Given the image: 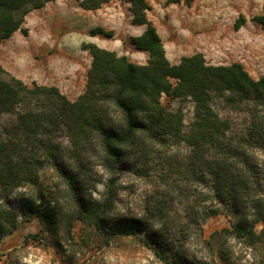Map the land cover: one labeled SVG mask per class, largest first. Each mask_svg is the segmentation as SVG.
I'll use <instances>...</instances> for the list:
<instances>
[{
	"label": "rangeland",
	"instance_id": "obj_1",
	"mask_svg": "<svg viewBox=\"0 0 264 264\" xmlns=\"http://www.w3.org/2000/svg\"><path fill=\"white\" fill-rule=\"evenodd\" d=\"M148 1L152 7L148 18L172 63L202 53L210 64L239 62L254 78L264 76V25L256 20L264 14V0ZM240 14L246 21L235 29ZM23 28L27 33L18 30L0 42V78L12 75L29 85L34 81L55 85L72 101L85 91L91 67L92 56L84 43L127 55L137 64L149 59L147 51L130 41L142 35L146 26L133 23L125 0H110L94 10L83 8L78 0H54L31 8ZM97 28L112 35H92ZM163 103L172 111L183 109L188 131L194 121V103L166 95ZM212 106L230 121L229 135L246 134L247 112L228 107L220 97L213 99ZM16 119L14 112L0 114V134ZM59 141L63 145L59 162L74 168L64 132ZM245 150L253 167L248 205L254 237L237 234L239 216L232 205L212 198L208 183L187 174L191 147L171 142L157 145L147 158L138 157L137 169L132 160L117 165L116 197L110 212L141 219L145 230L139 235L107 237L89 218L78 214L79 198L101 204L106 196L112 175L99 160L91 167L80 195L72 193L64 178L48 166L37 185L16 187L6 200L16 219L12 228L4 223L0 231V264H264V222L251 207L264 197V146L251 142ZM158 192L162 202L153 205L151 197ZM149 199L153 204L148 209ZM27 200L51 212L54 222L35 212L23 213L21 207Z\"/></svg>",
	"mask_w": 264,
	"mask_h": 264
},
{
	"label": "trees",
	"instance_id": "obj_2",
	"mask_svg": "<svg viewBox=\"0 0 264 264\" xmlns=\"http://www.w3.org/2000/svg\"><path fill=\"white\" fill-rule=\"evenodd\" d=\"M51 1L54 0H0V42L18 30L27 33L23 24L28 11ZM78 1L83 8L94 10L110 0ZM125 1L130 4L133 23L146 26L142 35L132 36L130 41L149 53L147 63L137 64L127 55L96 43H84L92 62L86 89L75 101L55 85L35 81L29 85L12 75L0 78V114H17L16 121L0 134V231L5 224L12 228L16 219V212L9 210L6 203L14 188L37 185L41 173L52 166L68 189L80 195L87 186L91 167L99 160L112 175L104 201L95 204L79 198L77 212L107 237L137 236L145 230L141 219L110 212L116 197L117 165L132 160L137 169V158H147L157 145L185 142L192 150L187 174L192 180L208 183L212 198L216 196L232 205L239 216L237 234L254 237L255 225L249 219L248 205L253 167L245 147L251 142L264 146V76L254 78L239 62L210 64L202 53L172 63L156 26L148 18L152 8L149 1ZM192 1L187 0L188 4ZM256 20L264 25V14ZM245 21L240 14L235 29ZM91 33L112 35L103 28ZM164 95L194 103V121L188 131L183 109H167ZM215 97L222 98L232 109L247 112L250 125L244 136L234 138L228 134L231 123L213 108ZM63 132L70 143L69 154L75 159L74 168L59 162L63 150L59 136ZM157 194L151 197L154 204L149 199L148 209L150 204H161L162 196ZM251 207L264 222V197ZM21 211L35 212L49 223L54 222L51 212L30 200ZM199 231L202 237L200 226Z\"/></svg>",
	"mask_w": 264,
	"mask_h": 264
}]
</instances>
